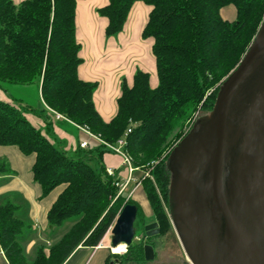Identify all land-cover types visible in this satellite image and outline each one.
<instances>
[{
    "label": "trees",
    "instance_id": "1",
    "mask_svg": "<svg viewBox=\"0 0 264 264\" xmlns=\"http://www.w3.org/2000/svg\"><path fill=\"white\" fill-rule=\"evenodd\" d=\"M135 1L108 0L98 8L108 20V36L122 30ZM140 1L151 7L142 35L153 38L158 84L151 87L149 73L137 69L132 86L122 83L110 121H104L95 107L97 82L77 74L81 58L75 38L76 0H0V86L33 85L46 118L50 108L70 126H87L107 142L125 136L133 165L146 166L153 176L143 181V190L164 234L171 229L164 209L170 178L169 153L162 155L172 150L183 131L168 136L179 124L191 126L196 111L213 109L221 82L239 63L264 19V0ZM230 7L235 9L233 19L222 15ZM14 100H0V145L34 154L31 170L41 187L40 197L63 186L47 211L50 232L67 221L71 224L58 240L39 244L29 257L22 241L31 233L30 222L13 200L0 203V245L9 264H63L78 246L98 245L127 203L135 204L137 217L143 218L134 199L117 194L119 177L107 173L102 158L110 151L90 142L88 148L69 152L63 140L51 141L26 118V111L38 113L35 108ZM10 172L9 164L0 161V175ZM111 256L121 264L144 260L139 243L122 255L109 254L108 262Z\"/></svg>",
    "mask_w": 264,
    "mask_h": 264
},
{
    "label": "water",
    "instance_id": "2",
    "mask_svg": "<svg viewBox=\"0 0 264 264\" xmlns=\"http://www.w3.org/2000/svg\"><path fill=\"white\" fill-rule=\"evenodd\" d=\"M263 61L264 19L221 82L206 134L196 136L194 120L166 159L170 216L191 264H264V104L255 91L259 80L264 94ZM136 215L135 204L123 206L110 247L132 243ZM144 230L156 234L158 223ZM153 257L145 244L144 258Z\"/></svg>",
    "mask_w": 264,
    "mask_h": 264
},
{
    "label": "crops",
    "instance_id": "3",
    "mask_svg": "<svg viewBox=\"0 0 264 264\" xmlns=\"http://www.w3.org/2000/svg\"><path fill=\"white\" fill-rule=\"evenodd\" d=\"M21 1L13 0L14 3ZM107 3L108 0H76L75 6V38L80 44L78 55L81 58L77 74L82 80L97 82L92 98L97 111L106 122L110 121L117 112L116 100L121 94L122 83L132 86L137 69L149 73L151 87L158 84L156 61L152 53L153 38L142 35L151 9L150 5L140 0L135 1L122 30L108 36L105 32L108 20L97 11ZM223 11H227L226 18H235L234 8H226ZM47 111V121L33 115L30 118L29 114L25 116L34 126L41 129L43 134L47 130L46 123L50 121L47 131L49 135L46 134V136L51 141L55 138L63 140L65 149L71 153L74 152L77 147L76 142L87 139V136L79 129L72 127L76 130V137L73 139L59 127H71L69 121L55 119V124L52 112ZM90 142L96 143L94 140ZM111 155L116 154L104 153L103 162L106 167L115 168L112 164L113 160L109 159ZM2 157L8 160L11 172L0 175V195L18 204L24 212L23 217L26 218L24 220H29L31 233L22 243L27 256L32 257L36 247L42 241L48 245L58 240L63 234H57L56 238H52L51 228L46 219L48 209L62 191L63 186L55 188L45 197H40L41 187L34 181L31 170L35 159L34 154L24 155L15 146L0 145V158ZM106 157L108 159L105 160ZM147 207L145 214L152 215ZM107 246V244L94 247L80 245L63 264H113L111 259L107 261L110 254ZM0 249L2 250L1 245ZM0 264H9L4 253L0 254Z\"/></svg>",
    "mask_w": 264,
    "mask_h": 264
},
{
    "label": "rangeland",
    "instance_id": "4",
    "mask_svg": "<svg viewBox=\"0 0 264 264\" xmlns=\"http://www.w3.org/2000/svg\"><path fill=\"white\" fill-rule=\"evenodd\" d=\"M234 14H235V11H234ZM222 15L224 17H228L227 11H222ZM262 65L264 66V61L259 67H261ZM255 71H257V69ZM259 85H261V84H260L259 80H257V82L255 84V87H257V88L255 89V91L258 92L260 99H261V102H263V104H264L263 90H262V87L258 88ZM14 98L15 99H22V101H24L23 105H30L37 110V112H38L37 114H35L31 111L25 112V114H29L30 118H32V115H33V117L36 116L37 118H41V119H44L45 121H47L45 114L42 113L43 106H42L41 102L39 101V98L37 96V93H36L33 85H25L24 86V85L4 84V85L0 86V100L15 102ZM236 107H237V105H236ZM209 113L208 112H202V110H200L199 112L196 111L194 113L192 121L194 122V120H195L194 127L197 128L196 136L198 138L199 137L201 138L204 134H206V131H207L206 125H207L208 119H205V118H207V115ZM188 122H190V121H187L186 123H188ZM54 123L56 124L55 119H54ZM192 125H193V123H192ZM192 125L189 126V124H188V126L184 125V127L183 126L180 127V124L177 125V127H175L173 129V131L170 133V135L168 136V139H171L175 135V133H177L180 129H182L183 133H182V136L180 137V140H181V138H183L188 133V131L190 130ZM46 126H47V123H46ZM59 127L62 130H64L65 132H67L69 135H71L73 139L76 137V130L74 128H72V126L71 127L67 126L68 128H64L63 126H59ZM44 133H45L44 135H46V134L49 135L47 130H46V132L44 131ZM194 140L199 142L202 139H198V140L194 139ZM178 142H179V140H178ZM76 146L78 147V141L76 142ZM169 150L170 149H168L166 151V153L164 152L162 157L165 156L167 153H170ZM110 153H112V152H110ZM112 154H114V153H112ZM111 156L112 157H109V159L113 160L112 164L115 165V169L117 170L116 174L119 177H123L126 174V166L123 165L121 157L117 154L111 155ZM106 159H108V157H106L105 160ZM0 161H6L8 163V160L5 157L0 158ZM159 161H160V158L150 162L151 163L150 168H152ZM134 167H136V166H134ZM133 177H134V180H130V182H128L126 184L123 183L124 189L121 193L125 194L127 196V198L131 197L132 199H134L136 201V203L139 204L143 210V215H144L143 218L138 216L135 220V223H134V238H133L132 244H137L138 240L141 237L142 232H143L144 222L154 219V216H152L150 214H145L146 207L148 206L149 208L148 207L147 208L150 210H151V208L149 206V202H148L146 195H145V192L143 190V181H145V179H147V178H151L153 180V176L150 173V169L147 168L146 166H144V167H136V170L133 173ZM122 180H123V178H122ZM119 190H120V187L118 189V193H119ZM161 198H162V196H161ZM6 199H7L6 196L0 195V202H5ZM142 202H144V203H142ZM165 205H164V209H166ZM145 215L147 216L146 218H145ZM70 224H71V221H67L60 227H54L53 232L51 234V237L56 238L57 234L59 235L60 233L65 232L68 229ZM171 230L172 229H170L168 232H166L164 234H159L154 238L153 244H154L155 249L158 251V255H157L155 261L157 263L159 262V264H180L182 262V257H184V255H185V253L182 249V246L180 244V241L177 237V234L175 232H173V230L172 231ZM111 237H112V235L110 233L108 235L109 241H107L108 242L107 247H108L110 254L114 255L115 252H113L112 249H110ZM42 243L47 245L46 242H44V241H42ZM125 250L126 249H124L123 252L116 253V254L122 255L125 252ZM111 260H112L113 264H117V258L115 256H111ZM157 263H154V264H157Z\"/></svg>",
    "mask_w": 264,
    "mask_h": 264
},
{
    "label": "built area",
    "instance_id": "5",
    "mask_svg": "<svg viewBox=\"0 0 264 264\" xmlns=\"http://www.w3.org/2000/svg\"><path fill=\"white\" fill-rule=\"evenodd\" d=\"M48 110H50V112H52L53 114V117L54 119H64V120H67L69 121L66 117H64L62 114L58 113V112H55L53 111L52 109L48 108ZM78 129L80 131H82L86 136H87V139L85 140H81L79 143H78V146L80 148H88L89 145H90V140H94L97 144H100L102 145L106 150L114 153V154H117L121 157L122 159V162H123V165L126 166V174L123 176V177H119L117 174V176L119 177L118 178V182H116V185L118 187H120V190H119V193H121L123 191V183H128L130 182V180H134V177H133V173L134 171L136 170V167H134L133 163H132V158L131 156L128 154V152L125 150V145H126V140H125V136L124 137H121L119 138L117 141H115L114 143H111V142H107L105 141L104 139H102L100 137V135L98 134H95V133H92L89 128L87 126H77ZM131 129L128 128L125 135L130 131ZM106 171L108 174H114L116 173V169L113 168V167H106ZM123 178V180H122ZM118 193V194H119ZM110 228L111 226L109 227V229L107 230V232L105 233L106 234H110ZM104 235V236H105ZM104 238V237H103ZM102 241V240H101ZM101 241L99 242L98 245H103L101 243ZM3 253V250L0 249V254Z\"/></svg>",
    "mask_w": 264,
    "mask_h": 264
},
{
    "label": "flooded vegetation",
    "instance_id": "6",
    "mask_svg": "<svg viewBox=\"0 0 264 264\" xmlns=\"http://www.w3.org/2000/svg\"><path fill=\"white\" fill-rule=\"evenodd\" d=\"M168 172H169V171H168ZM169 178H170V172H169ZM165 204H166V205H165ZM164 205L166 206L165 211L167 210L166 213H167L168 219H169L170 224H171V229L173 230V232H175V233L177 234V237H178V239H179V241H180V244H181V246H182V249H183V251H184V253H185L184 257H182V262H181L180 264H191V262H190V260H189V258H188V256H187V254H186V252H185V249H184V247H183V244H182V242H181V240H180V238H179V235H178V233H177V231H176V228L174 227V224H173V221H172V217L170 216V207L172 206V201H171V199L168 198L167 203L164 202ZM152 216H154L153 212H152ZM146 217H147V216L145 215V218H146ZM136 218H137V215H136ZM135 220H136V219H135ZM151 222H157V223H158L159 232L156 233V234H151V235L148 236V235L146 234L147 231L144 230V225L147 224V223H151ZM134 223H135V221H134ZM172 230H171V231H172ZM160 231H161V230H160V224H159L158 220L155 219V217H154V219H152V220H149V221L144 222V224H143V232H142L141 237H140L139 240H138V243L141 244L142 247H143V258H144V245H145V244H150V245H152L153 250H154V257H153V259H151V260H146V259L144 258V260H143L142 263H137V264H154V263H157L155 260H156V257H157V255H158V251L155 249L153 243H154V238H155L157 235L161 234ZM132 243H133V240H132ZM132 243H131V244H132ZM131 244H130V245H131ZM130 245H129V246H130ZM127 248H128V247H127ZM127 248H126L125 251H127ZM117 264H121L119 258H117ZM157 264H159V262H158Z\"/></svg>",
    "mask_w": 264,
    "mask_h": 264
},
{
    "label": "bare ground",
    "instance_id": "7",
    "mask_svg": "<svg viewBox=\"0 0 264 264\" xmlns=\"http://www.w3.org/2000/svg\"><path fill=\"white\" fill-rule=\"evenodd\" d=\"M107 241H109L108 234H106V235L104 236V238L102 239V242H101V243H102L103 245H105V244L108 245V242H107ZM110 248H111L112 251L115 252V253H121V252L124 251V249H126L124 243H120V244H118L117 246L110 247Z\"/></svg>",
    "mask_w": 264,
    "mask_h": 264
}]
</instances>
